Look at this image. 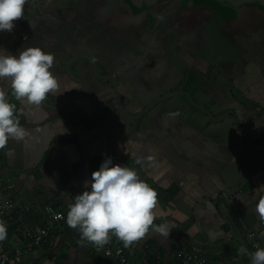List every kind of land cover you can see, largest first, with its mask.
Returning <instances> with one entry per match:
<instances>
[{
    "label": "crops",
    "instance_id": "crops-1",
    "mask_svg": "<svg viewBox=\"0 0 264 264\" xmlns=\"http://www.w3.org/2000/svg\"><path fill=\"white\" fill-rule=\"evenodd\" d=\"M59 1L27 0L24 17L14 21V30L0 32V48L11 54L38 47L54 55L50 71L57 78L58 88L46 96L52 105L60 103L64 87L73 85L66 64L72 54L79 53L74 41L84 42L86 50L111 61L119 70L139 59L134 49L126 54L121 45L114 46L113 52L106 51L105 36H88L83 15H78V19L71 16L70 3L61 5ZM106 12L109 18L105 25L124 26L120 17L114 22L115 6L109 4ZM134 21H138L137 15H128L126 30L135 28ZM185 44L176 48L178 61L164 54L154 56L151 63H142L127 81L122 80V106L126 112L136 114L141 110L140 104L145 107L167 93L187 92L195 103L222 122L210 121L185 97L159 105L139 120L127 119L118 111L114 91L107 82L102 84L104 91L95 87L84 99L82 112L71 107L53 111L42 105H29L24 99H13L28 135L23 141L9 140L0 149V181L12 186L0 188V203L12 200L18 208L31 210L21 222L0 219L8 231L7 239L0 242V252L24 246L18 227H44L46 205L67 215L73 198L85 190V181L110 157L115 164L133 168L158 193L154 223L170 222L167 238L150 231L128 248L131 262L142 264L143 255L147 254L151 264H159L158 254L164 264H172L176 248L181 247L187 252L201 248L214 264H249L234 227L215 204L224 192L241 185L247 175L246 141L230 115L234 112L240 118L243 133L251 140V178L239 194L221 205L237 223L250 253L254 252L250 233H256L264 244V222L255 212L257 199L264 192V43L229 47L220 42L222 55L216 60L225 75L216 74L215 82L205 73L214 62L216 47ZM158 48L156 39L153 49ZM86 70L82 71L78 64L72 66L75 76L84 77L94 86L100 84ZM100 73L105 75L103 67ZM146 86L152 90L147 91ZM183 86L189 90L174 91ZM0 91H11L9 80L0 79ZM225 115L228 116L223 119ZM79 240L78 231L65 223L55 246L35 251L25 258V263L107 264L92 252V244L78 243Z\"/></svg>",
    "mask_w": 264,
    "mask_h": 264
},
{
    "label": "clouds",
    "instance_id": "clouds-1",
    "mask_svg": "<svg viewBox=\"0 0 264 264\" xmlns=\"http://www.w3.org/2000/svg\"><path fill=\"white\" fill-rule=\"evenodd\" d=\"M26 3L27 0H0V32L14 30V21L24 17ZM53 63L54 55L38 47L23 48L15 55L0 48V79L10 81L11 96L39 107L58 88L57 78L50 71ZM27 135L16 105L10 102L8 94L0 91V149L9 140L23 141ZM84 189L73 198L65 220L69 228L78 231V243L86 241L102 248L115 236L128 248L150 231L165 238L170 235V222L154 223L158 193L133 168L105 158L85 181ZM255 212L264 222V192L257 199ZM7 237V226L0 220V242ZM248 256L251 264H264V248L257 247Z\"/></svg>",
    "mask_w": 264,
    "mask_h": 264
},
{
    "label": "flooded vegetation",
    "instance_id": "flooded-vegetation-1",
    "mask_svg": "<svg viewBox=\"0 0 264 264\" xmlns=\"http://www.w3.org/2000/svg\"><path fill=\"white\" fill-rule=\"evenodd\" d=\"M65 1L70 3L69 8L71 12L73 11L71 16H75L78 19V15H83L86 31L89 30L88 36H92L95 39L100 38L101 34L105 36L104 45L106 51L113 52L114 46L121 45L120 49L122 51L125 50L127 54L132 48L138 53V58L145 57L143 61H148L147 63H151L152 60L150 59L154 56L159 57L162 54L168 57L171 56L175 61H178L176 56L178 57L177 53L179 52L176 48L185 43V46L194 45V43L197 45L216 46L222 42L229 45V47L235 44L240 47V45L255 46L256 43H264V6L257 3L243 4L233 8L220 4L216 0H165L157 2L151 9L148 3L143 4L142 7L138 6L139 8L135 7L132 5L133 0H60L59 2L62 5ZM135 1L138 2L140 0ZM142 3L144 2L140 1L139 5ZM109 4L116 7L117 12L114 22L117 23V17H120V19L124 20L125 27L118 24L105 25L108 19L104 16L100 17V19L97 17V14L102 10L107 16L106 10L109 9ZM149 9L151 10L149 11ZM129 12L137 15L138 29L126 30L129 27H126V19L130 15ZM78 24L79 21L76 20V25ZM101 30H103L102 33ZM139 30L141 31L140 33ZM156 39H158L159 50L153 49ZM162 49H169V52L167 53L166 50ZM91 54L97 60L99 75L107 77L122 72V70L116 69L111 61L102 59L94 52ZM116 58L120 59L119 57ZM85 63L89 67L86 71L93 75L91 63L88 60H85ZM100 67H103L105 75L100 73ZM220 70L223 71L221 64L214 58L213 64L207 67L205 74L209 76L210 80V77L215 74L214 72ZM134 71H136V68L124 72V77H121V81H127L126 79ZM109 85L111 87L109 89L114 91L111 84ZM102 87L100 91L105 90ZM184 88L186 87L183 86L182 90L174 91L189 90ZM145 89L147 91L152 90L147 86Z\"/></svg>",
    "mask_w": 264,
    "mask_h": 264
},
{
    "label": "water",
    "instance_id": "water-1",
    "mask_svg": "<svg viewBox=\"0 0 264 264\" xmlns=\"http://www.w3.org/2000/svg\"><path fill=\"white\" fill-rule=\"evenodd\" d=\"M120 1H123V0H120ZM140 1H142L144 3L139 5ZM140 1L136 2L135 0H133L132 5L135 7H138V6L142 7L143 4L148 3L152 9L157 2L159 3V2L165 1V0H140ZM216 1L219 2L220 4L228 5V6L233 7V8H237L243 4H254V3H257L261 6H264V0H216ZM151 9H149V11ZM99 13L102 15V17L104 16L105 18H109L105 15L103 10L100 11ZM129 14H131V16H134L133 12H129ZM107 15H108V13H107ZM152 16H154V15H152ZM97 17H98V14H97ZM130 23H133V22H130ZM134 27L137 29L139 28L138 22L134 21ZM140 32L141 31L139 30V33ZM73 43H76V45L79 47V53H77L75 55L72 54L71 57H69L67 64H66V73H67L68 77L71 79L73 85L72 86L68 85L69 86L68 88L64 87L61 97L62 98L64 96H66V97L63 99L61 98L60 103L52 105V104L48 103L47 99H45V101L41 104L43 107L50 109V110H53V111H61L63 109H67V108L71 107V108L75 109L76 111L82 112L83 111V103L85 101L84 99L87 98L93 92V89L95 87H98L97 89L99 90L104 82H108L109 84H111V86L114 89L115 103H116V107H117L118 111L123 115V117H125L127 119H130L133 121L139 120V119L143 118L145 115L149 114L152 110H154L159 105H162L166 102H169V101H171L177 97H185L193 108H195L196 110L203 113L206 117H208V119L210 121L215 122V123L223 121V120H216L211 112H209L207 109H205L203 106L199 105L198 103H195L193 101V99L191 98V96L187 92L167 93V94L157 98L156 100H154L153 102H151L149 105H147L145 107H142L140 104L139 107L141 110L136 114H134V113L130 114V113L126 112L122 106V103H121L120 97H119V87H120L121 77L123 76V73L126 71H130V70L135 69V68L137 70L139 68V66L142 63H144L143 59L145 57L139 58L135 63H132L129 66L123 67L121 69L122 72L118 73L117 75L103 77V76L99 75V73L97 71V63H96L97 60H96V58L88 50H86V48L84 47V42H81L80 40H78V41H74ZM85 60H88L91 63L93 77L97 80V82L100 83L97 86L92 85L90 81L85 80L82 77L75 76L72 72V66H76V64L80 65V69L82 71H85V69H89V67L87 66V63H85ZM214 73L215 74H213L210 77L211 82L216 81V78H217L216 74L222 73L223 75H225V72L221 71V70L216 71ZM8 95L10 97V102L13 103V99L15 97L11 96V91L8 93ZM230 115H232L234 117V119L237 123L238 132L243 137V139L246 141L247 175H246L245 181L241 185H239L238 187H236L234 189L227 190L221 196H219L218 199L216 200L215 205L218 208V210L231 222L232 226L234 227V229L238 235V239H239V242L241 244V248L245 250L243 252L246 255L247 259L249 260V264H251V260L248 256V253H250V252L242 241L240 229H239L237 223L235 222L233 217L230 215V213L226 209H224L221 205L222 201H224L225 199L232 198V197L236 196L237 194H239L251 178V166H252V162H251V158H250V156H251V140L243 133L240 118L234 112H230ZM227 116L228 115H225L223 117V119H225Z\"/></svg>",
    "mask_w": 264,
    "mask_h": 264
},
{
    "label": "built area",
    "instance_id": "built-area-1",
    "mask_svg": "<svg viewBox=\"0 0 264 264\" xmlns=\"http://www.w3.org/2000/svg\"><path fill=\"white\" fill-rule=\"evenodd\" d=\"M0 188L11 189L12 186L8 182L0 181ZM29 207L18 208L14 201L6 200L0 203V219L3 217L9 218L11 221L21 222L24 216L30 212ZM14 216V218H13ZM45 224L41 230H33L28 227H18L17 232L24 239L25 243L22 248H17L14 251L0 252V264H26L25 258L39 249L46 247H54L56 238L66 223V215L52 205L44 207ZM249 238L253 251L257 247L264 248V244L260 241L256 233H250ZM129 248V247H128ZM123 243L115 236L110 237L109 244L102 248L91 246L92 252L97 257H102L107 261V264H134L127 257V250ZM148 255H143L142 264H148ZM156 261L159 264L163 263V257L156 255ZM172 264H214L211 262L202 251L201 248H194L187 252L181 247L176 248L175 258Z\"/></svg>",
    "mask_w": 264,
    "mask_h": 264
},
{
    "label": "rangeland",
    "instance_id": "rangeland-1",
    "mask_svg": "<svg viewBox=\"0 0 264 264\" xmlns=\"http://www.w3.org/2000/svg\"><path fill=\"white\" fill-rule=\"evenodd\" d=\"M219 34V33H218ZM216 39H218L217 37H215ZM219 40V39H218ZM220 40H221V37H220ZM216 53L213 52V59L215 58H219L220 57V54L222 55V49L220 47L219 44H217L216 46Z\"/></svg>",
    "mask_w": 264,
    "mask_h": 264
},
{
    "label": "trees",
    "instance_id": "trees-1",
    "mask_svg": "<svg viewBox=\"0 0 264 264\" xmlns=\"http://www.w3.org/2000/svg\"><path fill=\"white\" fill-rule=\"evenodd\" d=\"M148 264H151V260L148 261Z\"/></svg>",
    "mask_w": 264,
    "mask_h": 264
}]
</instances>
